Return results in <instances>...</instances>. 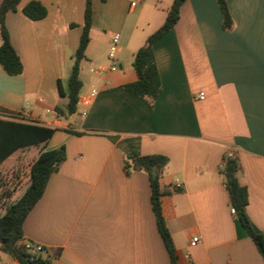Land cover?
Wrapping results in <instances>:
<instances>
[{
	"label": "crops",
	"instance_id": "0c3cea01",
	"mask_svg": "<svg viewBox=\"0 0 264 264\" xmlns=\"http://www.w3.org/2000/svg\"><path fill=\"white\" fill-rule=\"evenodd\" d=\"M31 1L46 7L45 18L23 13ZM151 1L132 8L131 0H93L73 115L60 87L67 91L86 0H21L7 14L24 71L11 76L0 65V117L56 129L45 149L67 152L25 220L24 242L43 246L56 264H171L149 177L124 169L127 155L163 154L170 161L162 185L179 181L182 189L162 197L178 263L264 264L231 212L220 173L225 156L239 162L249 194L245 211L264 237V0H227L231 30L223 29L216 0H186L175 27L153 44L163 88L153 104L125 88L138 79L135 53L170 8L155 4L145 13ZM115 33L119 67L109 70ZM98 67L107 70L93 72ZM193 237L200 238L195 246ZM0 261L21 264L1 248Z\"/></svg>",
	"mask_w": 264,
	"mask_h": 264
},
{
	"label": "trees",
	"instance_id": "16d2710c",
	"mask_svg": "<svg viewBox=\"0 0 264 264\" xmlns=\"http://www.w3.org/2000/svg\"><path fill=\"white\" fill-rule=\"evenodd\" d=\"M21 0H2L0 4V65L11 76H19L24 71L23 62L12 44L6 24L7 14L16 11ZM186 0H173L167 11L163 25L152 33L144 45L135 53L133 67L137 81L127 84L126 89L135 95L149 100L152 104L162 94V82L157 67L153 44L171 31L180 17V10ZM222 13L224 30L233 28V19L227 0H216ZM23 13L32 20H41L47 16L46 7L39 1H31ZM93 24V0H86L84 26L79 46L73 56V65L67 81V91L60 87V94L68 98L67 113L77 112L83 83L81 80V63L86 59L87 47L91 41L90 31ZM56 129L36 121L6 119L0 117V248L9 257L21 264H56L43 251H37L31 243H25L24 223L34 206L43 196L51 176L56 173L67 158L66 147L46 150ZM81 135V133H76ZM37 149L28 164L19 165L11 173L3 171L4 163L11 159L14 164L22 162L21 151ZM17 153V157H14ZM169 157L163 154L125 156L124 169L127 175L133 171H144L149 177L151 187V205L156 217L159 233L168 251L171 264L178 263L177 250L163 214L162 197L173 192L182 191L181 187H164L161 183L163 172L169 164ZM220 170L224 184L229 193L231 206L236 209L237 218L253 240L264 261V237L252 226L246 214L249 201L247 188L239 181L241 166L231 157L223 158ZM17 165V164H16Z\"/></svg>",
	"mask_w": 264,
	"mask_h": 264
},
{
	"label": "built area",
	"instance_id": "2783aa9c",
	"mask_svg": "<svg viewBox=\"0 0 264 264\" xmlns=\"http://www.w3.org/2000/svg\"><path fill=\"white\" fill-rule=\"evenodd\" d=\"M142 0H131V7L134 8L136 7ZM120 43V34L115 33L111 36V46H110V50H109V54H108V58H109V62H110V66H109V70H116L119 67L118 64V59H117V49H118V45ZM107 69L104 67H98L93 69V72L101 74L102 72L106 71ZM93 94L96 93V90L92 91ZM199 99H204V95L200 94L199 95ZM55 115H58V112H53ZM232 156V155H230ZM224 163H222L221 167H223ZM176 186L180 187V182L177 181ZM231 212L232 214H237L236 209L234 207L231 206ZM200 241L199 237H193L190 244L192 246H195L198 242ZM37 251H44V247L41 245H37L35 246ZM0 264H6L3 261H0Z\"/></svg>",
	"mask_w": 264,
	"mask_h": 264
},
{
	"label": "rangeland",
	"instance_id": "374dc122",
	"mask_svg": "<svg viewBox=\"0 0 264 264\" xmlns=\"http://www.w3.org/2000/svg\"><path fill=\"white\" fill-rule=\"evenodd\" d=\"M173 0H152L151 3H147V5L144 7V12L147 13L149 10H151L152 6H154L155 4H157L159 6L160 9H167L172 5ZM21 154H23V160L20 164H18L19 160L15 161L14 164H10L11 159L8 162H5L4 165L5 167H3V171L5 172H12L15 168H17L19 165H23V164H28L30 162V160L33 158L34 155L37 154V149L33 148V149H28L26 151H21ZM17 155H20L19 153H17L14 157H17ZM17 164V165H16ZM19 168V167H18ZM44 254V252H43Z\"/></svg>",
	"mask_w": 264,
	"mask_h": 264
}]
</instances>
